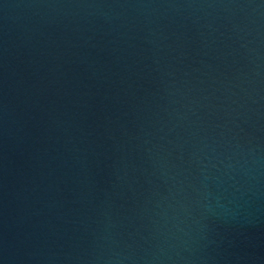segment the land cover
Instances as JSON below:
<instances>
[{
    "label": "water",
    "instance_id": "water-1",
    "mask_svg": "<svg viewBox=\"0 0 264 264\" xmlns=\"http://www.w3.org/2000/svg\"><path fill=\"white\" fill-rule=\"evenodd\" d=\"M0 264H264V0H0Z\"/></svg>",
    "mask_w": 264,
    "mask_h": 264
}]
</instances>
